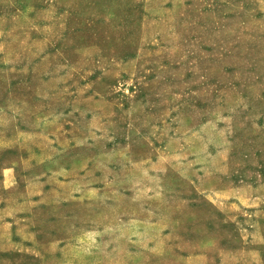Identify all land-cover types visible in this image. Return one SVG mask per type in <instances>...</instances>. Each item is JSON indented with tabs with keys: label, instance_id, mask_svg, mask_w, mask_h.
I'll return each mask as SVG.
<instances>
[{
	"label": "rangeland",
	"instance_id": "1",
	"mask_svg": "<svg viewBox=\"0 0 264 264\" xmlns=\"http://www.w3.org/2000/svg\"><path fill=\"white\" fill-rule=\"evenodd\" d=\"M0 264H264V0H0Z\"/></svg>",
	"mask_w": 264,
	"mask_h": 264
}]
</instances>
